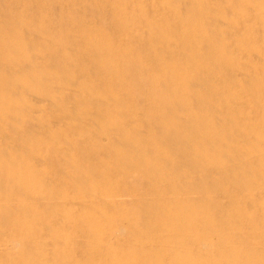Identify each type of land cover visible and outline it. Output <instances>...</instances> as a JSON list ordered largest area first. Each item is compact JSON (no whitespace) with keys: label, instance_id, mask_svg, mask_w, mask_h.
<instances>
[{"label":"rangeland","instance_id":"1","mask_svg":"<svg viewBox=\"0 0 264 264\" xmlns=\"http://www.w3.org/2000/svg\"><path fill=\"white\" fill-rule=\"evenodd\" d=\"M0 264H264V0H0Z\"/></svg>","mask_w":264,"mask_h":264}]
</instances>
